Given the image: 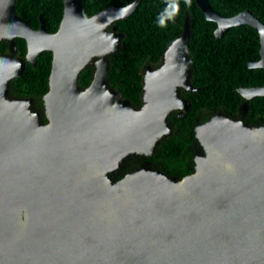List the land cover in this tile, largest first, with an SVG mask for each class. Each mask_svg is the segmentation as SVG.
I'll use <instances>...</instances> for the list:
<instances>
[{
    "label": "water",
    "instance_id": "1",
    "mask_svg": "<svg viewBox=\"0 0 264 264\" xmlns=\"http://www.w3.org/2000/svg\"><path fill=\"white\" fill-rule=\"evenodd\" d=\"M58 30L47 31L39 15L33 29L0 0V264H264V123L223 111L194 124L201 151L193 171L175 178L144 162L114 174L130 157L146 158L172 132L169 115L183 117L190 100L188 54L191 24L165 48L159 65H145L142 106L135 108L109 86V56L126 19L141 0L108 6L87 17L83 0H61ZM215 37L248 24L259 36L264 69V23L248 10L232 16L195 0ZM26 42L24 58L15 40ZM51 52L48 91L42 111L31 98H15L10 83ZM93 67L90 84L78 77ZM244 99L264 96V84L237 88ZM43 118L46 119L43 122ZM146 164V165H144Z\"/></svg>",
    "mask_w": 264,
    "mask_h": 264
},
{
    "label": "trees",
    "instance_id": "2",
    "mask_svg": "<svg viewBox=\"0 0 264 264\" xmlns=\"http://www.w3.org/2000/svg\"><path fill=\"white\" fill-rule=\"evenodd\" d=\"M15 11L33 29L39 27V15L46 22L47 31L58 30L63 4L61 0H15ZM134 0H83L85 15L90 17L108 6L124 7ZM210 6L223 16H232L248 10L264 23V0H208ZM175 6V8H174ZM185 16L191 24V35L187 46L192 67L191 83L194 92L182 90L191 102L189 111L181 118L177 111L169 115L172 132L158 143L155 154L142 158L151 166L160 168L171 177L180 178L193 171L190 157L193 149L200 146L194 136V124L199 114L209 115L223 111L229 116H238L239 106L248 104L245 120L249 124L264 123V96L244 99L237 91L239 87L264 84V69L250 68L248 60L259 59V36L248 24L230 27L220 37H215L216 23L207 20L195 0H141L135 11L126 19L115 23L116 30L123 33L117 53L109 56L107 80L135 108L142 106V79L145 65L160 64L167 45L182 31ZM163 21V24H161ZM16 55L24 58L26 42L16 38ZM8 53V43H0V55ZM52 55L43 51L35 65L26 63L25 71L10 83L15 98H31L36 110L42 111V97L48 91V77ZM93 67L85 68L78 77L79 88L90 84ZM208 115V116H209ZM46 119L43 118V122ZM137 161L127 159L123 173L134 169Z\"/></svg>",
    "mask_w": 264,
    "mask_h": 264
},
{
    "label": "flooded vegetation",
    "instance_id": "3",
    "mask_svg": "<svg viewBox=\"0 0 264 264\" xmlns=\"http://www.w3.org/2000/svg\"><path fill=\"white\" fill-rule=\"evenodd\" d=\"M201 151V148L199 147L198 149H193L192 151H191V154H190V157H191V160H193L192 158H193V154H194V152H200ZM135 159H136V161H137V166L134 168V169H136L138 166H140L141 164H143V160H142V158L141 157H135ZM127 161V160H126ZM126 161H125V163H126ZM192 163H193V161H192ZM124 164V163H123ZM122 164V167H121V171L123 170V168L125 167V165H123ZM151 166V165H150ZM152 167H154V166H152ZM118 171V172H121V171ZM130 170H133V169H130ZM117 173V172H116ZM116 173H115V175H116Z\"/></svg>",
    "mask_w": 264,
    "mask_h": 264
},
{
    "label": "rangeland",
    "instance_id": "4",
    "mask_svg": "<svg viewBox=\"0 0 264 264\" xmlns=\"http://www.w3.org/2000/svg\"><path fill=\"white\" fill-rule=\"evenodd\" d=\"M208 115H209V113L208 114H206V113H201V114H199L198 115V121L199 122H201V121H203V120H205L207 117H208ZM135 158V157H134ZM144 163V162H143ZM123 165H125V162H124V164ZM144 165H146V164H144ZM128 171H131V170H128ZM115 175V174H114Z\"/></svg>",
    "mask_w": 264,
    "mask_h": 264
},
{
    "label": "clouds",
    "instance_id": "5",
    "mask_svg": "<svg viewBox=\"0 0 264 264\" xmlns=\"http://www.w3.org/2000/svg\"><path fill=\"white\" fill-rule=\"evenodd\" d=\"M174 8H175V6H174ZM161 24H163V21H161Z\"/></svg>",
    "mask_w": 264,
    "mask_h": 264
}]
</instances>
